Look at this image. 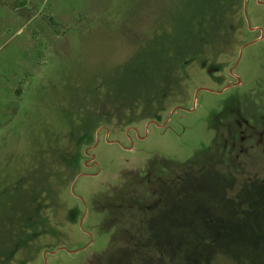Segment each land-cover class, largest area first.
<instances>
[{"label":"rangeland","instance_id":"374dc122","mask_svg":"<svg viewBox=\"0 0 264 264\" xmlns=\"http://www.w3.org/2000/svg\"><path fill=\"white\" fill-rule=\"evenodd\" d=\"M0 264H264V0H0Z\"/></svg>","mask_w":264,"mask_h":264}]
</instances>
